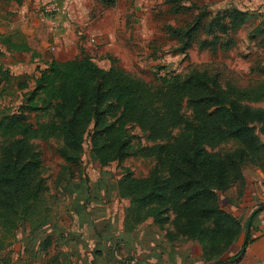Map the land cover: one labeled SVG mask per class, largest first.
<instances>
[{
    "label": "trees",
    "instance_id": "1",
    "mask_svg": "<svg viewBox=\"0 0 264 264\" xmlns=\"http://www.w3.org/2000/svg\"><path fill=\"white\" fill-rule=\"evenodd\" d=\"M12 1L21 5L26 0ZM116 1L102 3L112 7ZM256 18L254 13L228 10L212 18L207 32L243 29L264 49V23L257 24ZM196 30L197 26L187 34L189 40ZM216 41L215 37L201 47L214 49ZM7 47L11 52L30 51L26 44L10 42ZM80 53L63 62L51 60L34 80L26 102L32 110L38 109L35 97L46 107L54 105L57 112L48 122L34 124L22 111L0 117V248L9 245L22 226L30 234L46 226L52 218L47 216L50 207L54 211L57 204L44 202L48 188L32 140L61 139L60 156L76 167L88 136L90 157L99 166L139 156L154 159L161 173L142 178L126 173L116 182L117 196L129 201L125 230L152 220L161 230L172 227L173 231L165 230L168 239L196 243L208 263L235 261L240 253L225 256L242 225L223 209L220 198L234 186H239L238 196H242L245 162L257 158V167H264V143L257 133L258 126L264 133V109L247 105L264 99V81L240 89L223 86L216 76L192 72L185 77L163 76L152 85L128 74L115 60L103 69ZM1 75L4 90L20 93L30 88L24 75L5 70ZM184 103L192 110L190 124L182 114ZM128 125L138 127L154 145L134 147ZM182 126V133L170 140L172 131ZM228 142L235 147L211 152ZM81 182L88 185L85 178ZM261 206L264 209V203Z\"/></svg>",
    "mask_w": 264,
    "mask_h": 264
},
{
    "label": "rangeland",
    "instance_id": "2",
    "mask_svg": "<svg viewBox=\"0 0 264 264\" xmlns=\"http://www.w3.org/2000/svg\"><path fill=\"white\" fill-rule=\"evenodd\" d=\"M29 1L33 0H26L23 4L17 5L12 0H0V41L9 38L13 44H26L23 36L12 35L13 29L9 26V22L15 10ZM48 2L43 0L38 9H35L37 19L41 4ZM69 8L73 16L79 17L82 14L86 15L89 21L95 19L91 24L101 32L94 36L108 37L114 32L117 37L113 41L115 56L112 55L110 60H115L128 74L148 84L157 85L163 78L159 73L165 74L164 76L185 77L192 72L216 76L223 86L231 85L240 89L253 88L264 81V49L250 39L246 30H227L221 33L217 28L216 30L212 28V31L207 32L212 18L232 9L254 13L257 24L264 23V0H117L112 7L103 5L102 0H74ZM87 17L84 16L83 19L86 20ZM196 26L194 37L189 40L187 34ZM215 37L217 41L214 49L201 47L203 42H210ZM77 50L80 52L79 48ZM43 60L49 62L47 58ZM35 63L40 62L31 60L27 52L11 54L0 48V117L22 111L27 114L30 122L44 124L50 120V115L57 112L54 105L48 107L43 105L40 97L33 99L37 110L29 109L27 105L28 94L34 89V80L38 77L42 66ZM4 70L11 74L26 76L30 88L20 93H15L11 89L4 90L1 75ZM247 105L264 109V99L258 103L248 102ZM182 114L186 123L193 122L192 110L186 103L182 106ZM127 130L134 147L154 145L138 127L128 125ZM182 131L183 126L174 129L170 140H174ZM257 133L264 143V133L260 131L259 126ZM32 144L42 158L43 176L48 188L44 202L57 203L58 208L62 207L59 203L62 195L57 191L81 182L82 175L85 179L97 183L107 182L116 185L126 173L137 178L148 177L155 173L161 174L154 159L139 156L127 157L120 163L113 162L105 167L99 166L90 157L91 145L88 136L84 138L80 164L76 167L66 163L60 156L59 150L63 145L61 139H35L32 140ZM234 147V143L228 142L212 149L211 152H225ZM259 164L257 158L245 162L243 165L245 184L246 178L251 179L257 175ZM103 178H106V181ZM239 190V186H234L223 194L220 198L221 206H224L226 201L240 202L244 193L239 197ZM50 210L47 216L53 215L51 213L54 212L53 208L50 207ZM21 228L24 229L25 226Z\"/></svg>",
    "mask_w": 264,
    "mask_h": 264
},
{
    "label": "crops",
    "instance_id": "3",
    "mask_svg": "<svg viewBox=\"0 0 264 264\" xmlns=\"http://www.w3.org/2000/svg\"><path fill=\"white\" fill-rule=\"evenodd\" d=\"M42 1H29L9 15L12 35L25 38L30 59L40 62L35 65L42 64L44 68L51 60H71L83 51L100 68L108 69L109 58L115 56L114 32L108 37H96L101 30L92 26L95 19L89 21L84 15V20L82 14L73 16L67 0H46L54 1L60 9L58 28L52 30L50 24L37 19L35 9ZM6 40V44L0 41V48L11 52L7 47L9 38ZM46 58L49 62L43 60ZM81 183L59 191L62 207L54 206L46 226L33 234L28 229L20 230L9 245L0 248V264H121L130 257L139 264H212L203 260L196 243L168 239L165 230L173 231L168 225L161 230L148 220L132 231L125 230L129 201L117 196L116 186L93 180H88V185ZM263 203L264 167L257 169L255 177L246 178L240 202L226 201L223 206L242 225L225 257L242 255L227 264H264V209L257 210Z\"/></svg>",
    "mask_w": 264,
    "mask_h": 264
},
{
    "label": "built area",
    "instance_id": "4",
    "mask_svg": "<svg viewBox=\"0 0 264 264\" xmlns=\"http://www.w3.org/2000/svg\"><path fill=\"white\" fill-rule=\"evenodd\" d=\"M73 0H67V6H70L72 4ZM60 14V9L58 7V4H56L54 1H49L48 3L42 5L38 12V18L39 20L50 24V27L52 30H54L56 27L58 28V16ZM160 76H164L165 74H160ZM121 264H139L138 260L135 257L127 258L124 262Z\"/></svg>",
    "mask_w": 264,
    "mask_h": 264
},
{
    "label": "water",
    "instance_id": "5",
    "mask_svg": "<svg viewBox=\"0 0 264 264\" xmlns=\"http://www.w3.org/2000/svg\"><path fill=\"white\" fill-rule=\"evenodd\" d=\"M261 209H263V206H261V207H259L257 210H261ZM256 210V211H257ZM241 255H242V252H241V254L235 259V260H238L240 257H241ZM230 261H222L221 263L222 264H226V263H229Z\"/></svg>",
    "mask_w": 264,
    "mask_h": 264
}]
</instances>
